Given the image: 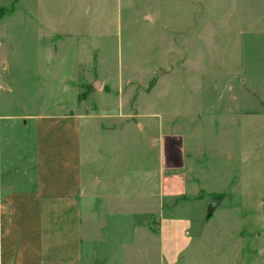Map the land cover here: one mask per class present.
I'll return each instance as SVG.
<instances>
[{"label":"rangeland","instance_id":"374dc122","mask_svg":"<svg viewBox=\"0 0 264 264\" xmlns=\"http://www.w3.org/2000/svg\"><path fill=\"white\" fill-rule=\"evenodd\" d=\"M0 82L2 142L84 114L75 128L115 148L113 175L138 177L178 136L218 211L242 206L246 228L264 202V0H0Z\"/></svg>","mask_w":264,"mask_h":264},{"label":"crops","instance_id":"0c3cea01","mask_svg":"<svg viewBox=\"0 0 264 264\" xmlns=\"http://www.w3.org/2000/svg\"><path fill=\"white\" fill-rule=\"evenodd\" d=\"M46 116L58 127L29 140L2 142L0 132V264H264L261 203L246 228L242 206L218 211L225 195L207 219L197 204L219 194L191 177L178 136L161 139L155 165L130 179L112 174L114 147L83 143L74 123L84 114ZM85 150L99 173L88 192Z\"/></svg>","mask_w":264,"mask_h":264},{"label":"water","instance_id":"95a60500","mask_svg":"<svg viewBox=\"0 0 264 264\" xmlns=\"http://www.w3.org/2000/svg\"><path fill=\"white\" fill-rule=\"evenodd\" d=\"M0 85L3 86V84L1 82H0ZM98 86L99 85H98L97 82L94 83V85H93V87L95 89H98ZM218 205H219V202L218 201H215L214 200V201H211L210 202V204L208 205L207 210H206V213H207L206 218L207 219H209L212 216L213 212L215 211V209L217 208ZM259 214H260V219H261L262 226L264 228V202L261 203V205H260V212H259Z\"/></svg>","mask_w":264,"mask_h":264},{"label":"trees","instance_id":"16d2710c","mask_svg":"<svg viewBox=\"0 0 264 264\" xmlns=\"http://www.w3.org/2000/svg\"><path fill=\"white\" fill-rule=\"evenodd\" d=\"M152 86H153V85L150 84V88H152ZM221 199H222V197L219 196V195L213 198V200H215V201H220Z\"/></svg>","mask_w":264,"mask_h":264}]
</instances>
